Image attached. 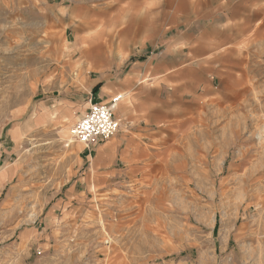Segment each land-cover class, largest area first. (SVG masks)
<instances>
[{"label":"rangeland","instance_id":"rangeland-1","mask_svg":"<svg viewBox=\"0 0 264 264\" xmlns=\"http://www.w3.org/2000/svg\"><path fill=\"white\" fill-rule=\"evenodd\" d=\"M71 6L0 0V264H264V45L199 130L105 181L71 131L129 52Z\"/></svg>","mask_w":264,"mask_h":264},{"label":"crops","instance_id":"crops-1","mask_svg":"<svg viewBox=\"0 0 264 264\" xmlns=\"http://www.w3.org/2000/svg\"><path fill=\"white\" fill-rule=\"evenodd\" d=\"M55 2L72 3L75 18L98 20L88 33H114L116 50L129 52L120 71L95 84L98 103L122 96L114 110L121 130L82 151L105 181L130 173L147 157L146 147L168 146L172 132L199 130L227 68L243 65L235 61L244 60L251 44L264 45V0ZM90 178L77 179L70 192L88 190Z\"/></svg>","mask_w":264,"mask_h":264},{"label":"built area","instance_id":"built-area-1","mask_svg":"<svg viewBox=\"0 0 264 264\" xmlns=\"http://www.w3.org/2000/svg\"><path fill=\"white\" fill-rule=\"evenodd\" d=\"M121 99L122 96H118L108 104L91 103L86 113L73 126L72 136L89 152L100 142L120 132L121 123L115 117L114 110Z\"/></svg>","mask_w":264,"mask_h":264},{"label":"trees","instance_id":"trees-1","mask_svg":"<svg viewBox=\"0 0 264 264\" xmlns=\"http://www.w3.org/2000/svg\"><path fill=\"white\" fill-rule=\"evenodd\" d=\"M97 91H98V89H97V88H95V89H94V92H95V93H97Z\"/></svg>","mask_w":264,"mask_h":264}]
</instances>
